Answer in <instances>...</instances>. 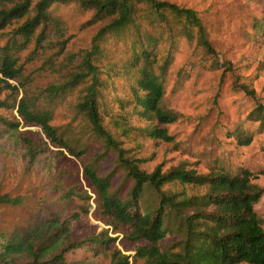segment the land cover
<instances>
[{
  "label": "trees",
  "instance_id": "1",
  "mask_svg": "<svg viewBox=\"0 0 264 264\" xmlns=\"http://www.w3.org/2000/svg\"><path fill=\"white\" fill-rule=\"evenodd\" d=\"M58 6L91 12L87 26L101 24L88 50L63 57L74 72L68 74L66 82L51 86L48 91L52 95L68 93L91 79L74 107L102 145L103 152L96 160L107 154L115 157L114 169L105 176L98 174L95 162L83 161L86 146L72 142L51 126V112L42 109L28 92L29 80L18 64V55L31 45L34 53L51 49L57 55L65 52L67 28L55 15ZM21 20V25L4 32ZM256 30V35L264 36V25ZM193 35L198 44L209 49L197 14L167 1L0 0V38L6 39L0 47V91H7L10 100L0 102V108L15 114V121L0 116V140L25 144L28 161L33 162L46 149L33 144L18 129L20 121L40 128L48 143L61 149V155L65 151L78 160L89 189L86 192L74 186L59 196L60 203L75 205V212L69 216L56 213L50 216L45 204L39 203L34 208L22 196L0 195V212L23 215L7 227L1 226L0 220V264H16L23 257L27 258L24 264H83L65 259L69 253L81 249L93 258H107L108 264H264L263 224L255 212L264 188L253 183L256 176L251 171L239 167L231 172L213 166L206 174H198L178 166L164 173L161 167L146 173L139 168L140 160L124 155L113 131L103 124L107 114L98 95L102 83L93 61L101 51L106 55L113 50L109 57L115 75L123 83L122 98L116 100V105L122 111L130 110V115L144 124L138 133L146 139L170 142L167 126L174 118L160 107L164 88L159 63L165 51L170 56L176 39L187 41ZM117 53L119 57L115 60ZM247 120L262 132L264 106L255 107ZM113 125L122 137L134 129L125 118ZM229 137L241 146L252 141V134L238 127ZM174 185L182 187L181 191H161ZM186 187L201 188L204 193L188 195ZM89 214L107 230L71 241L74 223L81 215ZM119 237L137 244L132 255H123L115 247Z\"/></svg>",
  "mask_w": 264,
  "mask_h": 264
},
{
  "label": "rangeland",
  "instance_id": "2",
  "mask_svg": "<svg viewBox=\"0 0 264 264\" xmlns=\"http://www.w3.org/2000/svg\"><path fill=\"white\" fill-rule=\"evenodd\" d=\"M161 1L195 12L209 46L206 49L198 44L193 35L187 41L176 39L170 56L166 51L162 54L159 66L163 73L164 96L160 107L174 118L173 123L167 126L171 141L146 139L138 133L144 124L135 115L131 116L130 110L122 111L116 105V100L122 98L123 83L115 75L112 58L109 57L113 50L106 55L101 51L93 61L97 66L98 80L102 83L98 86V95L107 114L103 124L113 131L124 155L140 160L139 168L146 173H151L156 167H161V173H164L182 166L184 170H194L198 174H206L213 166L231 172L243 167L256 176L253 183L263 189L264 130L258 132L257 125L247 120V116L258 105L264 106V36L256 35V29L264 25V0ZM55 15L67 28L65 52L57 55V51L51 49L46 53L41 50L34 53V45H31L18 55V64L22 65L24 77L29 80L28 92L38 100L42 109L51 112V126L72 142L86 146L83 161L95 162L98 174L105 176L114 169L115 157L107 154L96 160L103 152L102 145L94 139L86 120L76 113L74 107L84 95V89L91 84V79L68 93L52 95L48 91L51 86L66 82L68 74L74 72L63 57L88 50L101 24L87 26L92 13L76 12L73 6H58ZM22 22H14L4 32H11ZM5 42L4 37L0 38V47ZM118 50L121 51L120 48ZM118 57L119 53L115 60ZM7 97V91H0V102H10ZM14 115V112L0 108L1 117L15 121ZM123 118L134 128L127 137L118 134L113 125L114 121L120 124ZM20 125L18 130L25 138L46 150L29 162L25 144L17 140H0V195L22 196L24 202L34 208L39 203L45 204L50 216L55 213L71 215L75 212V205L60 203L59 196L74 186L89 192L78 160L65 151L61 155V149L52 147L40 128L24 125L21 121ZM235 127L252 134L248 146H241L229 137ZM181 189L174 185L165 186L161 191L177 193ZM184 191L188 195L204 193L201 188L186 187ZM255 212L264 230V193L255 206ZM21 216L15 211H1V226L7 227ZM106 230L107 227L93 215H81L74 223L69 239L81 241ZM136 246L121 237L115 244L123 255H132ZM65 259L83 264L109 263L107 258H93L83 249L69 253ZM25 262L27 258L23 257L16 264Z\"/></svg>",
  "mask_w": 264,
  "mask_h": 264
}]
</instances>
